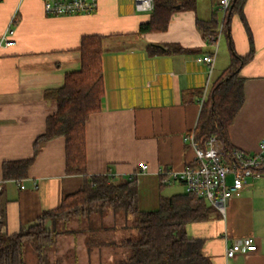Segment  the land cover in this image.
Masks as SVG:
<instances>
[{
  "label": "crops",
  "instance_id": "1",
  "mask_svg": "<svg viewBox=\"0 0 264 264\" xmlns=\"http://www.w3.org/2000/svg\"><path fill=\"white\" fill-rule=\"evenodd\" d=\"M197 8L176 11L164 32L141 33L152 12L137 11L135 0H98L95 12L72 16H48L43 0H0V234L31 225L96 175L118 182L136 174L143 211L157 210L161 196L185 192L183 184L162 183L159 172L182 171L195 161L186 135L195 131L204 92L208 97L231 61L225 49L219 52L220 42L213 66L197 60L215 51L199 25L220 12L213 5L201 15ZM227 16L223 33L230 46L240 56L254 53L240 73L245 101L229 137L234 149L253 154L264 139V0H241ZM10 28L15 43L6 45L3 35ZM90 35L103 38L106 93L102 109L86 124L87 176L66 173L65 139L58 137L40 146L27 177L4 179V162L33 156L36 138L56 111L45 93L81 69L82 39ZM166 44L187 51L150 54L151 45ZM187 232L204 240L211 264H264V167L228 200L225 215L217 211L188 224ZM248 236L256 238L257 249L227 258V246ZM110 249H104L108 256Z\"/></svg>",
  "mask_w": 264,
  "mask_h": 264
},
{
  "label": "trees",
  "instance_id": "2",
  "mask_svg": "<svg viewBox=\"0 0 264 264\" xmlns=\"http://www.w3.org/2000/svg\"><path fill=\"white\" fill-rule=\"evenodd\" d=\"M212 1L216 9L218 0ZM240 1H235L231 13ZM196 5L197 0H155L151 19L141 25L140 32H164L176 11L195 10ZM224 25L226 28L227 19ZM217 26L214 17L199 28L209 39L218 33ZM231 49L232 64L212 87L195 128L196 140L202 146L211 136L217 137L228 161L234 150L229 127L245 101V79L240 73L254 55L253 51L246 56L238 55L232 42ZM80 50L81 69L66 74L62 87L45 93L46 98L56 102V111L47 117L45 131L36 138L33 156L4 162V179L27 177L40 146L58 137L65 139L66 173L87 176L86 124L102 109L106 93L103 38L85 36ZM149 51L156 55L181 53L187 49L179 44H166L163 47L151 45ZM214 213L217 209L204 198L186 191L161 196L157 210L143 211L138 206L136 178L116 182L107 175H96L87 179L82 189L64 197L58 207L43 211L31 225L23 226L15 234H0V264H29L25 259L28 245L36 252L35 264H63L62 258L52 259L49 252L58 250L60 237L67 233L74 237L84 234L88 254L99 251L100 257L104 249L125 250V257L113 264H211L203 252L204 240L190 237L187 226L207 221ZM109 216L113 222L107 225L105 220ZM120 221V228L128 230L129 236L119 238L109 234ZM72 222L78 224L75 229L69 228ZM99 259L103 264L102 257Z\"/></svg>",
  "mask_w": 264,
  "mask_h": 264
},
{
  "label": "built area",
  "instance_id": "3",
  "mask_svg": "<svg viewBox=\"0 0 264 264\" xmlns=\"http://www.w3.org/2000/svg\"><path fill=\"white\" fill-rule=\"evenodd\" d=\"M236 0H218L217 8L223 14V20L216 35L209 37L215 46L212 54L198 57L199 62H205L213 66L219 42L223 34L224 23ZM44 10L48 16H72L77 14L93 13L98 8V0H43ZM136 9L139 12H152L155 7V0H135ZM15 29L10 28L3 35V42L12 45ZM207 99V91L204 92L200 105ZM186 140L195 151V161L187 165L182 171L172 169H161L159 174L162 183L172 185L174 183L183 184L185 191L204 198L211 206L215 207L222 215L226 214L228 200L233 195L240 194L247 185L248 180L255 177L264 167L262 152L264 151V139L260 142L261 151L253 154L246 153L239 149H234L230 160L225 157V152L220 140L211 136L204 144L196 140L195 131L186 135ZM147 166H142L146 170ZM136 174H132L130 179ZM233 176V183L228 184V176ZM109 176V175H107ZM110 178H113L111 175ZM20 187L25 186L19 181ZM1 191V187H0ZM0 213V232H1ZM257 241L254 236L235 240L226 249V257L234 258L238 253L255 251Z\"/></svg>",
  "mask_w": 264,
  "mask_h": 264
},
{
  "label": "rangeland",
  "instance_id": "4",
  "mask_svg": "<svg viewBox=\"0 0 264 264\" xmlns=\"http://www.w3.org/2000/svg\"><path fill=\"white\" fill-rule=\"evenodd\" d=\"M198 4V11L200 12L199 14L203 15L204 13L208 12V10L212 11L213 8V3L212 0H197ZM215 19L217 20L218 26L216 27V31L219 32L220 25L223 20V14L221 12L216 11V16ZM207 45L209 46V43L206 41ZM227 52L229 57H231V61L228 63L227 69L222 71L221 75H223L231 66L232 64V49L229 43V39L227 36V33L224 32L222 35V38L220 40V49L219 52L223 51ZM221 77V76H220ZM214 82V81H213ZM173 192L175 191L174 188ZM176 192V191H175ZM105 224L108 225V223H112L113 219L112 216H109L105 220ZM34 223V222H33ZM122 222L120 221L119 223H116V228L114 227V230L110 232V235L116 234L118 237L123 238L127 237L130 235L128 230L121 229ZM78 226L77 222H72V224L69 225V228H76ZM106 236V235H104ZM109 236V235H108ZM87 237L84 234H79L78 236L76 235L75 237L67 233L66 235H63L60 237V243L58 250L56 251H50L49 256L52 259L56 258H62L63 259V264H95L97 260H100L99 258L102 257L103 264H113L114 261L120 260L125 257L126 251L123 249H110L109 256L107 254V251H103L102 255H98L99 252L97 249L95 251H98V253H95L92 251L91 254H88V242L86 241ZM25 259L29 264H35L37 261L36 257V252L33 249L32 246H27L25 250ZM97 263V262H96Z\"/></svg>",
  "mask_w": 264,
  "mask_h": 264
}]
</instances>
